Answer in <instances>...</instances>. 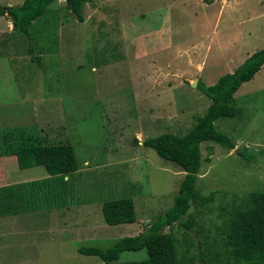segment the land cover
I'll list each match as a JSON object with an SVG mask.
<instances>
[{
	"label": "rangeland",
	"instance_id": "1",
	"mask_svg": "<svg viewBox=\"0 0 264 264\" xmlns=\"http://www.w3.org/2000/svg\"><path fill=\"white\" fill-rule=\"evenodd\" d=\"M172 1L90 0L79 22L66 1L57 0L34 23L30 41L12 39L0 19V190L25 192L27 183L48 178L43 167L18 169L5 154L9 134L22 132L34 145L69 144L78 162L77 172L62 177L58 200H48L47 185L39 200L9 203L12 216L0 218V264H102L78 249L106 250L144 232L171 207L185 172L143 141L187 134L211 103L193 81L212 86L246 59L224 47L236 21L226 15L214 34L225 1L170 10ZM242 13L256 16L259 7ZM234 98L237 116L214 122L234 148L201 144L196 190L210 201L191 206L194 231L177 224L164 230L178 264H234L227 254L230 213L251 192H264V66ZM121 198L132 199L136 221L109 226L101 207ZM4 199L0 191V212ZM147 258L144 248L123 252L119 261Z\"/></svg>",
	"mask_w": 264,
	"mask_h": 264
},
{
	"label": "trees",
	"instance_id": "2",
	"mask_svg": "<svg viewBox=\"0 0 264 264\" xmlns=\"http://www.w3.org/2000/svg\"><path fill=\"white\" fill-rule=\"evenodd\" d=\"M56 1L23 0L22 4L16 7H5L0 4V17H9L12 24L10 34L12 39L25 37L30 41L34 23L36 24L44 16L48 6ZM65 1L69 11L79 22H83V9L90 0ZM212 1L204 0L206 4H211ZM29 50L32 53L30 46ZM32 59L40 62V58ZM263 65L264 49H261L249 56L232 73L219 77L214 85L206 86L201 81L196 84V88L211 102L205 115L198 119L184 136L165 133L146 139L142 143L160 158L185 172L171 207L151 221L144 232L133 237H123L106 250L93 246L81 247L78 249L79 254L98 257L102 264H178L175 243L164 230L177 224L184 230L194 231L195 220L188 213L191 206H202L211 199L201 196L196 190V181L202 166L201 144L212 142L229 150L234 148L230 139L216 129L214 122L221 118L237 116L239 109L234 104V94L242 84L250 82ZM12 135L9 134L3 143L5 154L15 157L19 170L43 167L48 178L27 183L25 192L15 186L2 187L0 191L5 197L6 207L0 212V217L12 216V207L9 203L14 198L26 202L31 199L39 200L42 186L48 185V200H58L57 187L61 186L62 177L78 171V162L71 145H34L22 132L17 137ZM55 206L58 204L47 202L48 208ZM36 207L32 210H38ZM101 211L105 223L109 226L132 224L136 221L134 204L130 198L106 201ZM227 235L228 259L234 264L264 262V192H251L241 207L230 213ZM144 248L147 251V260L119 261L123 252H137Z\"/></svg>",
	"mask_w": 264,
	"mask_h": 264
},
{
	"label": "crops",
	"instance_id": "3",
	"mask_svg": "<svg viewBox=\"0 0 264 264\" xmlns=\"http://www.w3.org/2000/svg\"><path fill=\"white\" fill-rule=\"evenodd\" d=\"M4 1L9 3L8 4L9 6L7 7H10L13 1H16V2H13L14 7L20 6L23 2V0H4ZM221 1H225V4L224 6H222L221 4L220 7L221 6L222 7L221 8L219 7L217 23L215 27L216 30H214L215 36L217 35L218 29L220 25L222 24L226 15H227V19L229 20V22L236 21L235 24L231 28L228 27L230 35L227 38V43L225 44L224 47L225 48L228 47L230 50H233V51L235 50L239 52V54L244 55L246 59L249 56H251L253 53L261 49H264V46L258 48L257 47L258 45H256L255 43L257 39H259V42H264V13H263L264 0H221ZM216 2L219 3V1L217 0H213L211 4H206L204 0H173L169 4L168 7L170 8V10L172 7L190 9L192 8L191 6H194V7L199 6V7H203L206 9L209 6L216 4ZM253 5H256L259 7V14L256 16H251V17L247 15L246 17L245 16L246 14L242 13L243 10L246 8V6L252 7ZM189 15H191L192 19H195V18L200 19V16L199 15L197 16V14H195V11L190 12L189 10ZM0 19L1 20L3 19L5 22L7 21L8 26L7 27L5 26V28L9 32L12 31V24L10 20H6L4 16L0 17ZM226 23L228 22L226 21ZM255 25H257V28H255ZM245 60L242 59L241 63L244 62ZM0 218H3V217H0Z\"/></svg>",
	"mask_w": 264,
	"mask_h": 264
},
{
	"label": "water",
	"instance_id": "4",
	"mask_svg": "<svg viewBox=\"0 0 264 264\" xmlns=\"http://www.w3.org/2000/svg\"><path fill=\"white\" fill-rule=\"evenodd\" d=\"M196 83H197V80L195 79V80L193 81V83L191 84V87H195V86H196Z\"/></svg>",
	"mask_w": 264,
	"mask_h": 264
},
{
	"label": "built area",
	"instance_id": "5",
	"mask_svg": "<svg viewBox=\"0 0 264 264\" xmlns=\"http://www.w3.org/2000/svg\"><path fill=\"white\" fill-rule=\"evenodd\" d=\"M65 1V0H64Z\"/></svg>",
	"mask_w": 264,
	"mask_h": 264
}]
</instances>
